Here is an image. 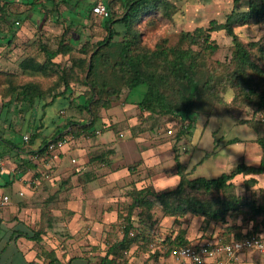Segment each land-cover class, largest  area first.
<instances>
[{"label": "trees", "instance_id": "obj_1", "mask_svg": "<svg viewBox=\"0 0 264 264\" xmlns=\"http://www.w3.org/2000/svg\"><path fill=\"white\" fill-rule=\"evenodd\" d=\"M3 2L6 0H2ZM112 7L120 5L121 16L110 12V16L101 19L102 29L107 33L102 40L88 39L79 49L74 46L68 49L61 38V45L51 49L47 45H41L40 50L45 56L41 64H36L31 58H27L20 63L22 75H5L7 87L6 95L10 101L4 105L15 104L22 113H28L35 109L39 101L47 97L56 98L60 95L66 99L72 97V84L77 77V67L83 71L86 66V77L82 84L89 89V93L79 97L80 103L77 107L93 119L88 125L86 123L77 127L73 121H69L65 128L73 125L71 131L75 137H91L95 132V125L101 117V110L108 111L111 100L119 97L123 89L128 90L126 103L135 104L142 112L150 115H170L174 118L189 120V124L183 125L177 135V140H181L185 135L191 133L194 127L195 118L205 115L210 119L217 105L224 103L221 93L229 89L233 93V103L235 108L243 111L249 116L247 120H238L239 124L255 126L264 120V46L258 43L245 44L235 32V28L248 25L259 24L264 21V0H248L245 10L238 9L241 0H234V9L226 17L225 22L220 23L212 20L207 28L199 27L193 32H181L176 46H169L167 41L156 45L154 49H148L142 45V33L137 28L139 23L147 17L165 16L171 18L176 12V6L169 0H118ZM65 3V0H61ZM81 4L82 1L78 0ZM32 4V3H31ZM49 4V3H48ZM53 13L54 6L60 3L52 0L49 4ZM111 6H108L110 10ZM93 6L91 12L93 14ZM2 11L7 15V5L2 6ZM111 11V10H110ZM20 25V21H16ZM13 24L10 28L15 35L19 28ZM11 26V25H10ZM84 29H87L83 26ZM67 31H70L67 28ZM225 32L233 42V53L230 61H218L207 58L205 51L215 53L219 46L211 40L212 33ZM65 35V34H64ZM63 35V36H64ZM62 36V37H63ZM65 39V38H64ZM77 43V41L75 42ZM196 48V49H195ZM257 48L260 56L254 54ZM78 52L84 56L71 68L61 67L58 61L60 56H68ZM85 56H89L86 62ZM261 59V63L257 61ZM111 65L114 69L109 72V79H104L106 65ZM76 66V68H75ZM61 69L60 76L56 75V70ZM80 69H78L80 71ZM76 73V74H75ZM56 81L49 88H44L41 82L44 79L54 78ZM26 80V81H25ZM40 80V81H39ZM77 80L79 81L78 77ZM76 80V81H77ZM39 81V82H38ZM141 87H145V92L140 98L134 94ZM61 89L58 93L56 90ZM57 92V93H56ZM111 101L112 103L108 102ZM74 100L70 103L74 104ZM233 119V111H228ZM59 117V116H58ZM81 124V123H80ZM39 129V127L37 128ZM61 130V127H58ZM46 139L43 144L34 152L31 157L37 159L48 152L49 145L63 140L61 131ZM39 133L35 131L29 137L28 144H33ZM60 135L59 137H57ZM215 136V135H213ZM64 141V140H63ZM237 140L229 142L237 143ZM256 144L261 148L262 156L258 166L247 164L238 165L230 174H222L216 179L203 177L189 178L187 170L175 156L176 175L179 183L173 189L163 191L155 190L153 186L142 189H133L129 197L131 203L128 205L129 214L124 219L123 237L113 243L102 258L100 264H112L116 257H120L123 252H127L137 240L147 241L150 234L145 228L136 229V234L132 236L134 223L131 221L132 213L139 209V218H150L149 213L155 205H161L164 214L167 216L183 217L185 214H192L197 217L210 218L213 222H226L228 214H237L244 205L241 196L235 193L233 180L239 176H258L264 174V138H258ZM15 149L21 150L17 144H13ZM217 144H215V147ZM208 152L205 158H209ZM204 158V159H205ZM20 165L19 167H21ZM256 178H250L246 184H256ZM174 200L175 202H172ZM251 211L256 216L264 220V205H257L253 202L249 205ZM121 216L119 215L118 220ZM143 220L140 221V223ZM148 231V230H147ZM40 233L31 236L39 239ZM248 235L232 238L222 237L223 243H231L236 239H241ZM138 241V242H139ZM173 253L180 247L189 245V241L182 235L173 242ZM172 255V254H170ZM112 257V258H110Z\"/></svg>", "mask_w": 264, "mask_h": 264}, {"label": "rangeland", "instance_id": "obj_2", "mask_svg": "<svg viewBox=\"0 0 264 264\" xmlns=\"http://www.w3.org/2000/svg\"><path fill=\"white\" fill-rule=\"evenodd\" d=\"M56 1H58L60 5H55L54 11L59 12L65 3H62L61 0ZM81 1L82 3L79 9L80 12H84L87 10L88 4L85 0ZM116 1L117 4H120L118 0H106V4L107 6H111L110 12L114 13L116 11L115 13H117L119 11L117 14L121 16V6L117 5L112 7ZM172 3L175 4L177 10L171 18L165 16L160 17L159 14L157 16L144 18L139 23L137 28L139 29V32L142 33V45L144 47L154 49L157 44L162 43L164 40L167 41L169 46H176L181 32H193L199 27L207 28L212 20L223 23L225 22L226 17L234 9V0H173ZM247 3L248 0H241L238 4V9L245 10ZM2 6L3 1L0 0V33L4 32L3 30H8L9 26L3 21V18L8 17V15L2 11ZM36 9L40 8L37 7ZM9 10L10 7L8 8V11ZM27 19L24 21L27 22ZM29 19L30 22H28L26 26L21 20H19V18L17 19V16L14 15L12 18H8V22L10 21L11 24H16V21H20L21 24L18 26L19 29L16 30V33L24 31L27 35L26 38L22 37V40H20L17 45H23L28 54L25 59L31 58L36 64H41L45 60V56L40 50L41 45H47L49 48L54 49L61 45L62 38L63 42L69 44L71 49L74 46L76 49H79L86 42V39L102 40L107 35L104 31L97 32L96 30L91 31L89 28L84 29L83 18L78 20L76 18L71 19L59 17L51 22H47L50 18ZM97 20L98 21L95 24L98 25L100 30L102 21L100 19ZM45 27H47V29H45ZM67 28H69L70 31H67ZM44 31L51 32L52 37L48 40H44L43 37L45 35L42 34ZM235 32L245 44L258 43L260 46H264V21L259 24H248L237 27L235 28ZM70 37H72V42L75 43L77 41V43L70 45ZM17 40L15 34L12 43L14 44L15 42L16 44ZM211 40L219 46V49L215 53L206 50L204 53L205 56L213 60L230 61L233 53L232 39L222 31L212 33ZM0 41H2V39H0ZM64 45L67 49L69 48L68 45ZM253 52L257 56H260L257 48H255ZM81 58L84 59V56L78 52H74L66 57L60 56L58 61L61 62V67L65 65L64 67L68 69L71 68L73 64L78 63ZM85 58L87 62L89 56H85ZM257 63L262 64L261 59H259ZM111 65H106L107 67L105 71L107 72H105L104 75L105 80L109 79L110 76L108 73L114 69ZM61 69L62 68L56 70V75L54 76H60ZM76 69L79 81L77 80V77H72L75 79L71 86L72 95L74 96L78 93H82L84 96L89 93V89L82 84V81L86 77L87 68L85 66L83 71L80 67H77ZM78 69H80V71ZM55 79L57 78L44 79L41 82V85L44 88H49L54 84L56 81ZM56 91L60 93L61 89L58 90L57 88ZM145 91V87L139 88L137 92L134 93L136 96H133L130 100L133 101L135 98H139V96L141 98ZM127 93L128 90L123 89L117 99L111 100L113 103L108 100V102L112 103V106L110 107L111 110L109 109L110 111H105V113L108 114L107 116H117L114 115L113 110L118 106L126 105ZM221 97L224 103L216 106L214 112L211 113L212 116L210 119L205 115L199 114L194 120V127L192 128L191 133L185 135L179 141L177 140V135L183 125L187 126L189 124L188 119L182 121L181 119L174 118L170 115H150L142 112L137 107H134L136 113H133L135 117L138 118L137 125H125V121H121V126H119V123L110 126V129H112L115 134H118L121 131H127L133 133L131 136L135 138L140 136L141 139L138 142L143 147L159 148V146H166L169 148L167 151L161 149L157 153L155 152V155H157L160 162V165L158 166L159 168L149 169L147 172L144 171L145 176H149L148 178L151 180V183H142L144 181H140V183H142L140 186H154L152 183L155 184L156 182L155 185L158 188V185L162 183L167 184L166 182H169L174 172H176L175 156L179 158V161L184 167L186 166V172L189 173L193 170V173L189 174L190 179L199 177L216 179L222 174H230L242 163L252 166L259 165L262 151L256 144V140L258 138H264V120L261 124L255 126L239 124L238 120H247L249 116L243 111L235 108L233 103V93L231 90H224L221 93ZM76 99V103H72L70 106H68V101H57L54 105L49 107V112L53 113L65 108L59 111L56 116L63 117L64 119H74L76 115V117L85 120V122L89 124L93 119V115L90 116L78 108L77 103H80L78 102L80 99ZM15 106V104H10L0 118V136L3 138L4 136L8 138L11 131L22 133L27 126L33 122L30 120L29 116L23 114V116H14L13 113L16 108ZM19 108L20 107H17L16 109L18 110ZM230 109L233 111V116L238 119H233L229 115L228 111ZM103 112L104 110H101V117L95 125V130L100 131L101 134L107 130L101 122ZM35 121L36 120H34L33 123H35ZM38 124H43V127L48 125L47 122L43 120V117ZM44 130L45 129L43 128V131ZM169 130L173 131L172 135L168 134ZM27 135L30 136L29 134ZM130 138L131 137L129 136L128 139L130 140ZM63 140L68 141L64 135ZM233 140H237L238 142L230 144L229 142ZM215 144H217L216 147ZM208 152L211 153V156L205 158V155ZM250 178H256L257 183L246 184V181ZM159 180L164 181L162 183H157ZM233 183L235 184V193L241 196L244 205L241 206V209L237 214H228L226 216L227 221L224 223L221 221L213 222L210 218L197 217L192 214H185L183 217L167 216L164 214L162 206L157 204L154 209L149 212L152 216L151 219L139 218V216H141L139 215L141 211L139 209L135 210L132 213L133 217L131 219L135 228L132 236L136 234V229L143 230L144 228L150 236L147 241L141 239L140 241L137 240V242L130 246L127 252H123L120 257H116L112 264H173L170 255L172 252L169 254L167 253L169 249L172 251L174 250L172 249L174 245L173 242H176L177 237L182 235L189 241V244L205 241L215 242L221 240L222 237H241L245 234L264 236V220L261 217L256 216L254 211H251L249 208V205L251 206L253 202H256L257 205H264V174L258 176L239 175L233 180ZM171 186L172 185H169V187ZM156 187L154 186L155 190H160ZM133 189L130 191H133ZM168 189L171 190L173 188ZM172 202L175 201L172 200ZM128 205L129 204H126V206H124L123 204V208L120 210V220L112 225L108 231H105V241H103L105 244H113L122 239L124 219L127 218V215L129 214ZM141 220L143 221L140 223ZM106 249L107 247H105L103 253ZM95 250L94 253H97L98 255L94 264H100L103 257L99 254L102 253V250L98 251V248ZM241 264H264V259L247 255L243 258Z\"/></svg>", "mask_w": 264, "mask_h": 264}, {"label": "crops", "instance_id": "obj_3", "mask_svg": "<svg viewBox=\"0 0 264 264\" xmlns=\"http://www.w3.org/2000/svg\"><path fill=\"white\" fill-rule=\"evenodd\" d=\"M51 1L3 2L10 10L8 17L3 18L9 25L8 30L0 33V118L8 108L4 103L10 101L6 95L5 75L21 76L23 71L20 63L28 56L24 46L17 45L22 37L26 38V32L15 33L18 40L13 44L12 31L15 29L12 28L11 31L10 25L13 24L8 22V18L17 16L25 26L30 22L29 18H50L47 22L59 17L78 20L83 18V26L86 28L103 31L101 25L99 30L95 24L100 18L90 10L91 6L100 2L106 4V0H85L88 5L84 12H80L81 4L78 0H65V5L59 12L49 13L47 10L51 9ZM37 7L40 9H36ZM42 34L45 35L44 40L52 37V33L48 31ZM69 39L70 45H74L72 37ZM65 44L70 47L66 42ZM81 95L83 94L72 95L70 99L62 95L47 97L28 113L19 112L15 108L14 116H29L31 121L37 122L30 123L22 133L11 131L8 138L0 136V158L6 163V171L0 173V192L8 195L11 200L6 208H0V264H94L98 255L94 253L95 249L102 250L99 255L104 257L112 245L103 242L105 231L118 221L123 204L126 206L131 203L130 190L133 186L134 189H142L145 188L140 186L142 183H151L144 171L158 169L160 162L155 152L169 150L166 146L143 147L138 142L140 136L135 138L131 136L133 133L127 131L115 134L110 129L115 123L121 126V121H125V125H137L138 118L133 114L136 113L134 107L137 106L129 103L113 110L117 116L109 117L103 112L101 122L107 129L104 133L98 134L96 131L95 136L75 137L71 133L73 125L65 128L67 123L73 121L79 127L84 123L88 125L87 122L76 115L74 119L57 117L56 114L65 108L50 113L49 107L61 100L68 101L70 106ZM42 117L48 124L45 127L38 124ZM59 130L60 135L68 139L64 140L66 144L63 149L53 155L46 152L42 157L32 159L31 155L43 142ZM35 131L39 133L36 141L33 144L25 142L23 137L27 134L31 137ZM13 144L19 145L21 150L15 149ZM20 165L22 166L19 167ZM46 173L49 174V179L43 177ZM174 174L170 180L172 186L158 191L178 185L179 177L176 172ZM163 181L159 180L157 183ZM155 184L152 183L156 187ZM37 233H40L38 240L31 238ZM105 247L107 249L103 253Z\"/></svg>", "mask_w": 264, "mask_h": 264}, {"label": "built area", "instance_id": "obj_4", "mask_svg": "<svg viewBox=\"0 0 264 264\" xmlns=\"http://www.w3.org/2000/svg\"><path fill=\"white\" fill-rule=\"evenodd\" d=\"M93 14L101 19L110 16V10L104 2L93 7ZM19 25L18 22H16ZM101 134L100 131L97 132ZM173 134L172 130L168 131ZM122 136V135H121ZM25 142L29 141V136L23 137ZM65 142L58 141L49 145L48 152L53 155L56 151L62 150ZM32 159H37L36 156ZM75 160H73V163ZM6 163L0 158V173L6 171ZM45 179H49V174H44ZM10 197L0 192V208H6L10 204ZM255 256L264 259V238L259 236H247L236 239L231 243H223L221 240L215 242L205 241L201 243L189 244L175 250L171 259L173 264H241L245 256Z\"/></svg>", "mask_w": 264, "mask_h": 264}, {"label": "clouds", "instance_id": "obj_5", "mask_svg": "<svg viewBox=\"0 0 264 264\" xmlns=\"http://www.w3.org/2000/svg\"><path fill=\"white\" fill-rule=\"evenodd\" d=\"M169 185H171V181H169L167 184L162 183V184L158 185V188L164 189V188L168 187Z\"/></svg>", "mask_w": 264, "mask_h": 264}]
</instances>
